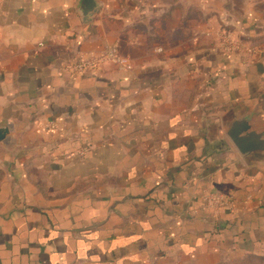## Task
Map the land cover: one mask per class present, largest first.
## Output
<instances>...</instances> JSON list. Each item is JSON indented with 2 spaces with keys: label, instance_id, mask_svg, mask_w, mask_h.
Segmentation results:
<instances>
[{
  "label": "crops",
  "instance_id": "1",
  "mask_svg": "<svg viewBox=\"0 0 264 264\" xmlns=\"http://www.w3.org/2000/svg\"><path fill=\"white\" fill-rule=\"evenodd\" d=\"M3 129L0 264L264 254V0H0Z\"/></svg>",
  "mask_w": 264,
  "mask_h": 264
},
{
  "label": "built area",
  "instance_id": "2",
  "mask_svg": "<svg viewBox=\"0 0 264 264\" xmlns=\"http://www.w3.org/2000/svg\"><path fill=\"white\" fill-rule=\"evenodd\" d=\"M218 36L220 45L225 52H233L238 48V41L231 34L219 32ZM106 62L112 63L119 68L131 69L130 61L120 56L115 47H110L100 56L89 59L79 58L75 63L68 66V70L74 73H84L85 71L98 68ZM204 200L206 209L219 211L234 208V201L220 192L206 194Z\"/></svg>",
  "mask_w": 264,
  "mask_h": 264
},
{
  "label": "rangeland",
  "instance_id": "3",
  "mask_svg": "<svg viewBox=\"0 0 264 264\" xmlns=\"http://www.w3.org/2000/svg\"><path fill=\"white\" fill-rule=\"evenodd\" d=\"M240 264H264V254L249 256L243 259Z\"/></svg>",
  "mask_w": 264,
  "mask_h": 264
},
{
  "label": "water",
  "instance_id": "4",
  "mask_svg": "<svg viewBox=\"0 0 264 264\" xmlns=\"http://www.w3.org/2000/svg\"><path fill=\"white\" fill-rule=\"evenodd\" d=\"M5 133H7L6 129L0 130V140H2L4 138ZM237 142H241V141H237ZM264 145V143H261V145Z\"/></svg>",
  "mask_w": 264,
  "mask_h": 264
}]
</instances>
